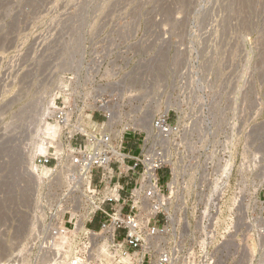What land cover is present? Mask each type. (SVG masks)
Returning a JSON list of instances; mask_svg holds the SVG:
<instances>
[{
	"label": "built area",
	"instance_id": "1",
	"mask_svg": "<svg viewBox=\"0 0 264 264\" xmlns=\"http://www.w3.org/2000/svg\"><path fill=\"white\" fill-rule=\"evenodd\" d=\"M131 24L87 36L43 106L55 132L33 153L31 229L0 264H264L249 129L236 140L227 102L187 97L179 70L160 72L167 38Z\"/></svg>",
	"mask_w": 264,
	"mask_h": 264
},
{
	"label": "rangeland",
	"instance_id": "2",
	"mask_svg": "<svg viewBox=\"0 0 264 264\" xmlns=\"http://www.w3.org/2000/svg\"><path fill=\"white\" fill-rule=\"evenodd\" d=\"M115 19H129L131 30L144 26L155 39L165 36L160 72L172 69V79L179 70L187 97L227 102L221 111L234 114L235 139L247 127L252 159L260 154L264 161V0H0L1 259L31 229L34 189L23 191L18 170H35L42 108L67 73L57 65L68 48H82ZM74 49L76 60L82 49Z\"/></svg>",
	"mask_w": 264,
	"mask_h": 264
},
{
	"label": "bare ground",
	"instance_id": "3",
	"mask_svg": "<svg viewBox=\"0 0 264 264\" xmlns=\"http://www.w3.org/2000/svg\"><path fill=\"white\" fill-rule=\"evenodd\" d=\"M78 41H80L79 43H81V40H78ZM83 41V40H82ZM74 43H76L77 44V41L76 42H74ZM78 45V44H77ZM76 45V48L74 49V47H72L76 52H78V51H81V49H82V53H80V55H79V60L78 61H81L82 60V58H83V56H84V47H83V42L81 43V45L82 46H80V47H82V48H79L78 46ZM71 48V49H72ZM69 49V48H68ZM67 49V50H68ZM71 49L69 50V51H67L66 50V52H65V56H64V58L58 63V65H57V69L58 70H62V71H68L71 67H72V64L74 63V58H72V57H74V55H72V57L70 58V55H71ZM75 51H73V52H75ZM72 52V53H73ZM74 54V53H73ZM76 54V53H75ZM57 70V71H58ZM61 72V71H60ZM54 132H55V126H53L52 124H43L42 125V127L39 129V133L41 134H43L44 136L43 137H46V138H51L52 136H53V134H54ZM38 133V134H39ZM37 152H39L40 154H44V153H46V148H45V146H43V145H38V147H37ZM25 167V166H24ZM20 170H18L19 171V173H18V176H19V179H20V181L22 182V183H24V185H23V191L24 192H27L28 190H29V188H31L30 190H33L34 188H35V176H34V173L31 171V172H29L28 171V169L27 168H19ZM46 170L45 169H41V174L42 175H44V174H46ZM24 196H25V198H24V202H27L28 201V198H27V194L25 193L24 194ZM20 214H22V212L20 213ZM25 214H26V212H25ZM23 216V215H22ZM15 244V243H14ZM1 246L0 247H2V248H4L5 247V245L2 243V244H0ZM14 246V245H13ZM8 247V245H6V252H9L10 251V248L12 247V246H10L9 245V248H7ZM9 249V250H8ZM12 249V248H11ZM0 251L1 252H3V254H4V252H5V250L4 249H0ZM0 252V253H1ZM3 254H1V255H3ZM5 256H6V254H5ZM4 257V256H3ZM1 259V258H0Z\"/></svg>",
	"mask_w": 264,
	"mask_h": 264
}]
</instances>
